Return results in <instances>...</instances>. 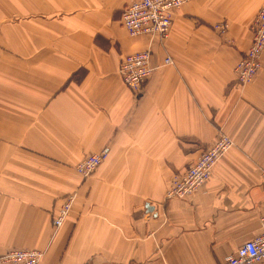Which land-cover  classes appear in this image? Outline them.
Instances as JSON below:
<instances>
[{"label":"crops","instance_id":"crops-1","mask_svg":"<svg viewBox=\"0 0 264 264\" xmlns=\"http://www.w3.org/2000/svg\"><path fill=\"white\" fill-rule=\"evenodd\" d=\"M133 1L0 0V264L12 248L45 250L39 264H223L261 233L264 67L246 85L234 67L264 0H191L163 42L124 28ZM148 48L156 69L134 93L119 65ZM220 132L233 146L209 181L167 198ZM103 149L83 180L75 165Z\"/></svg>","mask_w":264,"mask_h":264},{"label":"built area","instance_id":"built-area-1","mask_svg":"<svg viewBox=\"0 0 264 264\" xmlns=\"http://www.w3.org/2000/svg\"><path fill=\"white\" fill-rule=\"evenodd\" d=\"M191 0H135L128 4L122 12L121 21L127 32L138 37L142 35L156 36L161 42L169 37L173 25L174 11ZM216 31L226 34L229 24L226 21L214 25ZM252 40L247 51L234 67L235 80L240 85L252 82L264 67V6H262L252 22ZM151 48L136 51L123 56L119 65V74L123 82L134 93L141 92L144 84L155 72L152 64ZM166 64L173 59L167 56ZM233 146V139L225 132H220L210 144L184 172L175 174L166 193L167 198H184L192 196L211 178L218 160ZM108 155V150L86 155L77 165L83 178L90 177ZM76 194L64 199L60 209L53 216L55 230L64 223L66 216L75 202ZM262 231L253 239L241 244L236 252L228 256L223 264H256L264 262V216ZM44 252L35 248H12L2 255L4 264H39Z\"/></svg>","mask_w":264,"mask_h":264},{"label":"rangeland","instance_id":"rangeland-1","mask_svg":"<svg viewBox=\"0 0 264 264\" xmlns=\"http://www.w3.org/2000/svg\"><path fill=\"white\" fill-rule=\"evenodd\" d=\"M85 156H86V155H85ZM85 156H84V157H85ZM84 157H83V158H84ZM83 158H82V159H83ZM82 159H81V160H82ZM81 160H80V161H81ZM80 161H79V162H80ZM79 162L75 165V169H76L77 173L81 176V174H80V173L78 172V170H77V165L79 164ZM81 178H82L83 180H86V178H83L82 176H81ZM71 194H76L75 202L72 204V208H73V207L75 206V203H76L77 198H78V192H77V191H72V192L66 194V195L63 197V202H64V199H65V198L67 199V197H68L69 195H71ZM63 202H62V203H63ZM61 205H62V204H61ZM61 205H60V207H61ZM72 208H71V210H72ZM59 209H60V208H59ZM59 209H58V210H59ZM57 212H58V211H57ZM57 212H56V213H57ZM56 213H55V214H56ZM69 213H70V212H69ZM55 214H53V216H54ZM53 216H52V226H53V228H54V224H53ZM67 217H68V215L66 216V218H67ZM66 218H65L64 222L66 221ZM63 224H64V223H63ZM63 224H62V225H63ZM60 228H61V227H60ZM58 229H59V228H58ZM58 229H57V230H58ZM57 230H55V228H54V231H55V232H56ZM35 249H39V248H35ZM40 250H42V251L44 252V256H45L46 251L43 250V249H40ZM44 256H43V258H44ZM1 258H2V256H1ZM41 261H42V260H41ZM2 262H3V261H2Z\"/></svg>","mask_w":264,"mask_h":264}]
</instances>
